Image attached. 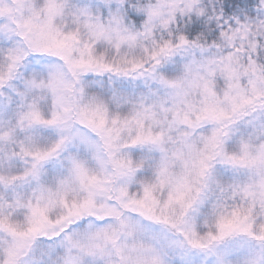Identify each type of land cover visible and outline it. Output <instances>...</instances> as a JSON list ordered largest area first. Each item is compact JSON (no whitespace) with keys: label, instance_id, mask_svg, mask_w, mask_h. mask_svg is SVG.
<instances>
[{"label":"snow or ice","instance_id":"obj_1","mask_svg":"<svg viewBox=\"0 0 264 264\" xmlns=\"http://www.w3.org/2000/svg\"><path fill=\"white\" fill-rule=\"evenodd\" d=\"M0 264H264V0H0Z\"/></svg>","mask_w":264,"mask_h":264}]
</instances>
